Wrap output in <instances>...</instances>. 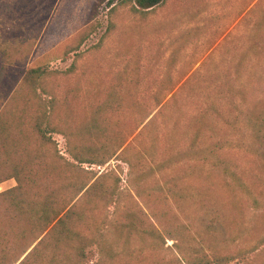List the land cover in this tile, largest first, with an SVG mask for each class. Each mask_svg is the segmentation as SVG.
Segmentation results:
<instances>
[{"label": "rangeland", "instance_id": "1", "mask_svg": "<svg viewBox=\"0 0 264 264\" xmlns=\"http://www.w3.org/2000/svg\"><path fill=\"white\" fill-rule=\"evenodd\" d=\"M107 6L96 0H0L5 131L22 129L31 157L57 179L109 171L102 180H115L117 203L82 199L93 227L105 219L119 223L133 212L138 228H156L166 237L143 250L138 237H130L123 252L101 264H200L193 260L204 255L207 264H220L215 255L222 264H264V142L249 137L242 147L224 144L215 164L182 159L139 181L142 172L184 148L189 119L232 59L252 53L254 39L264 41V0H162L148 11L134 10L130 1ZM32 69L39 70L33 77ZM50 98L56 130L41 138L32 125ZM233 114L226 107L201 145L227 139L226 119ZM102 143L113 153L104 165L76 163L71 174L59 157L75 162L70 147ZM14 184L5 179L0 191Z\"/></svg>", "mask_w": 264, "mask_h": 264}, {"label": "trees", "instance_id": "2", "mask_svg": "<svg viewBox=\"0 0 264 264\" xmlns=\"http://www.w3.org/2000/svg\"><path fill=\"white\" fill-rule=\"evenodd\" d=\"M104 1L109 10L117 3L130 1L134 10L139 11H148L162 2L117 0L113 3V0H96L97 4ZM251 46L255 47L252 53L232 59V67L225 71L222 80L208 94L207 103L189 119L186 138H183L184 148L159 162L156 168L142 172L139 181L182 159L200 158L215 164L216 150L224 144L242 147L249 145V137L258 140V143L264 142V86L261 84L264 82V41L254 39ZM38 72V69H32L29 74L33 77ZM159 89L171 90L169 86ZM54 107V101L50 98L43 117L32 125L41 138L56 130L50 124ZM226 107L234 110L233 118L226 119L229 128L227 139L201 145L202 138L207 139V134L213 136L216 123L224 115ZM3 126L0 119V183L13 178L15 184L0 191V264H12L24 254L20 264L24 261L32 264H101L123 252L130 237H138L140 250L165 243L166 237L158 229L141 224L138 228L133 212L124 214L119 223L104 218L93 227L87 220L82 199L95 197L98 201L117 203L116 198L112 200L117 188L115 180L109 185L102 180L110 175L109 171L86 177L78 175L76 178L66 176L57 179V174L45 167L38 156L32 158L22 129L13 125L12 135ZM10 142H21V145L10 146ZM68 154L75 162L65 160L61 155L59 157L65 161V168L71 173L77 167L76 163L104 165L113 153L102 143L94 148L81 145V150L70 147ZM89 224L92 227L88 228ZM200 249L204 250L203 247ZM193 261L208 263L206 255ZM215 261L223 262L216 255Z\"/></svg>", "mask_w": 264, "mask_h": 264}]
</instances>
